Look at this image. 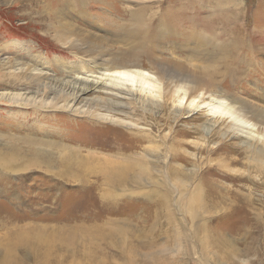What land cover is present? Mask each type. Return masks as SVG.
Instances as JSON below:
<instances>
[{"label": "rangeland", "instance_id": "rangeland-1", "mask_svg": "<svg viewBox=\"0 0 264 264\" xmlns=\"http://www.w3.org/2000/svg\"><path fill=\"white\" fill-rule=\"evenodd\" d=\"M83 2L0 0V159L24 166L32 146L42 153L35 161L57 162L45 144L54 142L73 150L81 175L62 180L41 164L0 170V264H264V0H243L235 22L227 0ZM140 4L184 34L145 47L129 19ZM190 32L204 47L195 38L184 45ZM36 61L47 64V80L33 75ZM117 65L148 75L152 93L139 95L152 107L116 112L91 92L86 113L57 108L67 72ZM106 159L147 162V183L106 185ZM81 224L99 228L103 251L72 254L54 242L43 257L44 248L20 245L63 241Z\"/></svg>", "mask_w": 264, "mask_h": 264}, {"label": "bare ground", "instance_id": "bare-ground-1", "mask_svg": "<svg viewBox=\"0 0 264 264\" xmlns=\"http://www.w3.org/2000/svg\"><path fill=\"white\" fill-rule=\"evenodd\" d=\"M93 1H95V0H84V2L80 4V6L83 4H86V3L90 4ZM143 2H146V1H143ZM227 2L232 3L231 11H230V13H228V21L230 20L229 18H232V20H234V22H235L236 18L233 17L232 9H235V8L239 9V7H243L244 6L243 0H227ZM67 3L69 4V2H67ZM70 4H71V2H70ZM74 4H75V6L79 5L78 1H75ZM77 7H79V6H77ZM239 11L241 12V9ZM63 12H64V10H62L59 14H63ZM221 13L224 14V11ZM156 15H157V10L153 11L152 7L147 5V4H140L138 9L134 13L129 14V19L131 17H134L135 21L138 25V29L133 31L134 34L132 35V37H134L135 39H139L140 41L143 40V43H145V45H144L145 47L152 45V41H153L154 36L155 37L158 36L161 39V37L167 38V37L178 36V34H180V33L184 34V32H182V31L180 33H178L177 30L168 27L167 20H162L161 18L154 20ZM168 18H170V16ZM194 18H196V17H194ZM152 21H154L153 22L155 24L154 26H151ZM187 21L190 22V18L187 19ZM61 27L63 28L61 30V33H64V34L75 33L74 29L64 28L63 25ZM165 30H167V31H165ZM190 33H191V35L189 36V38H186V37L182 38L184 41L183 42L184 45L186 44V42H188L189 39L193 40L195 38L194 41L200 46V48L204 47V44L200 41V35H197V33H192V32H190ZM217 37H219V36H217ZM181 44H182V42H181ZM217 49L219 50L220 46L216 47L214 50L217 51ZM58 62H61V61L59 60L56 63H58ZM35 65L40 67V69H36V68L32 69L31 70L32 73L35 72V73H33V75L41 76L43 79L47 80V78H48L47 76L49 75L47 64H45L43 62L36 61ZM91 67L92 68H89L88 70H81L80 72H77V74H72L71 72H67L68 75H66V77L63 79L64 81L63 80L60 81L59 85L62 86V90L67 94L68 97H67L66 102L63 105L62 104L60 106L57 105V108L63 107L65 110H67L69 112L71 111L72 113L75 112L77 114L76 110H74L75 109L74 107L76 105L77 106L81 105L80 110L81 109L82 110L81 111L79 110L78 114L86 113V111L89 108L91 103H89L87 106V104H85L87 101L84 103L83 97H85L88 93H91V92L92 93L101 92L104 95H106V99L104 100L105 104L108 107H111L116 112L119 109H122V110H126V113H131L134 111V109L137 107V105H140L142 103L151 104V105H149V107H152V105H154V103H151L150 99L144 100L141 98V95H139V94H147V93H148V95H150V93H149V92H151L150 87H152V85L147 81L148 75L144 71L138 70L139 67L137 68L135 66L127 67L125 65H117L113 68H108V69L102 68L101 69V70H103L102 73L97 72V70L96 71L91 70V69H93V66H91ZM98 68H100V66ZM127 68H129V69H127ZM95 73H97V74H95ZM83 75L85 77H82ZM174 92L177 93L178 91L175 90ZM53 93L55 94V92H53ZM30 100H31L30 98L22 99V101H24L23 103H25V102H29V104H33V103L35 104L36 103V101L34 99H32L31 101ZM55 105L56 104H54V107H55ZM85 107H87V108L84 110ZM197 108H201V106H197ZM238 108L239 107H237L236 109H235V107H230L229 110H231V109L237 110ZM109 110H111V109H109ZM236 113L239 114L240 112H236ZM245 127H247V126H245ZM245 133L249 134L248 132H245ZM260 136H262L264 138V128H263V133L261 132ZM45 144H46V146L52 148V151L50 152L49 155H55L56 154L57 162H55L53 158H51L49 160L47 158L46 162L35 161L36 159L34 158V156H38L39 159L43 160L42 156L38 155V154H42V153H41V151H38L31 146V148H29L28 151H29V153H31L33 155L31 157V159L26 162L25 165L22 164L24 166H20V163L18 162L19 159L16 158L15 156H9V155L6 156L5 155L0 159V170H3L5 172H18L25 166H26V168L29 166L36 167L37 165L41 164L45 167V169H43V171L48 172L50 174H53V175L61 178L62 180H63V178L64 179L70 178V179L76 181L75 177L76 178L81 177V175L79 173L75 172V170L78 167H76V168L72 167V166H74V167L77 166V164H75V161L77 162L76 154L75 153H73V155L70 154L73 151L72 149H69L68 147L63 146V145H56L54 142L45 143ZM80 161H82V160H80ZM88 162L89 161H87V160L82 161V164H83V165H81L82 168L85 167V169L88 168V171L96 172L97 170L91 169V166L89 165ZM97 165H98V163H97ZM54 166H56V167H54ZM53 168H58V170L52 171ZM101 168L102 169L104 168V169L102 170ZM99 169L102 170L100 173V174H102V176L101 175L100 176L104 179L103 183H105L106 185L113 187V188L117 187V188L122 189L128 185H135V186L139 187L142 185L141 183L143 181H145V183H147L146 180H144V178L150 174L152 167H151V165H149L147 162H144V161L137 162V160L136 161L133 160L131 163L118 161V163H116L114 161L106 159V161H104V166L102 164V167H100ZM97 173L99 174V171H97ZM94 174H96V173H94ZM68 181H70V180H68ZM105 192H104V194H105ZM107 195H109V194H107ZM92 220H94V218ZM96 220H94V221H96ZM103 224H104V222H103ZM81 225H82V227H84L83 224H81ZM88 227H89V225H88ZM88 227L87 228L76 227V228H79L78 230L81 231L80 233L82 234V237H80V238L76 237V235L78 236L77 233L79 231L77 229H74L71 231H76V234L74 232H73L74 235L71 233V235L67 238H64L63 241L58 240V242H56V240H55V241L42 243L38 239L29 238L27 240L21 241L20 245H22V244L24 245V243L25 244L27 243L25 245V246H27L26 248H29L32 250H34L35 247L34 248L31 247V244L38 245L39 249L44 248V249H41V253H42L43 257H45L44 255H46L48 252L53 251L52 246H54V244H53L54 242H55V245H59L58 247L61 248L62 250H65V252L69 251L70 248H72L73 250L76 251V252L75 251L72 252V254L73 253L74 254L80 253V255H95L96 251H98V250L103 251V248H101L100 245H101V241H103L102 239H104V237L100 234L99 228H97V227L88 228ZM72 228L73 227H71V229ZM101 232H102V230H101ZM103 232H105V231H103ZM103 232H102V234H103ZM68 233H70V232H68ZM109 233H111V232L109 231ZM99 241H100V243H99ZM229 256H227V257H229ZM4 264H9V263H4Z\"/></svg>", "mask_w": 264, "mask_h": 264}]
</instances>
